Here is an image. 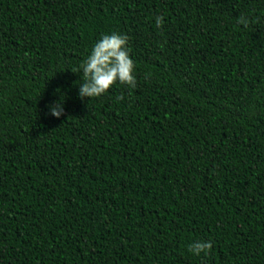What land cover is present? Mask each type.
<instances>
[{
  "label": "trees",
  "instance_id": "trees-1",
  "mask_svg": "<svg viewBox=\"0 0 264 264\" xmlns=\"http://www.w3.org/2000/svg\"><path fill=\"white\" fill-rule=\"evenodd\" d=\"M0 264H264V0H0Z\"/></svg>",
  "mask_w": 264,
  "mask_h": 264
},
{
  "label": "clouds",
  "instance_id": "clouds-1",
  "mask_svg": "<svg viewBox=\"0 0 264 264\" xmlns=\"http://www.w3.org/2000/svg\"><path fill=\"white\" fill-rule=\"evenodd\" d=\"M237 22L248 27L249 20L241 14ZM157 26H162L163 17H156ZM129 37L119 33L104 34L93 45L90 54L78 68L71 70L82 73L79 83L80 98H95L105 94L117 82L130 88L136 87L135 64L130 58ZM119 99H122L120 97ZM50 114L60 118L64 113L63 101L50 105ZM211 241L197 240L189 245V251L196 256L207 255L212 249Z\"/></svg>",
  "mask_w": 264,
  "mask_h": 264
}]
</instances>
